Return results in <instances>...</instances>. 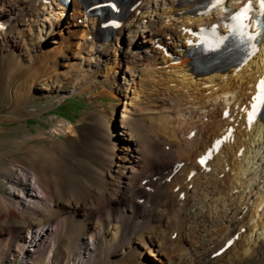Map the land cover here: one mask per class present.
Masks as SVG:
<instances>
[{
  "label": "bare ground",
  "instance_id": "obj_1",
  "mask_svg": "<svg viewBox=\"0 0 264 264\" xmlns=\"http://www.w3.org/2000/svg\"><path fill=\"white\" fill-rule=\"evenodd\" d=\"M206 1L135 0L104 38L78 0H0L1 124L27 119L17 114L35 95L95 103L104 88L119 101L24 136L50 144L3 176L0 264H264V124L248 117L264 34L242 62L197 74L187 55L201 30L226 33L256 0L195 10Z\"/></svg>",
  "mask_w": 264,
  "mask_h": 264
},
{
  "label": "rangeland",
  "instance_id": "obj_2",
  "mask_svg": "<svg viewBox=\"0 0 264 264\" xmlns=\"http://www.w3.org/2000/svg\"><path fill=\"white\" fill-rule=\"evenodd\" d=\"M98 96L95 103L90 102L85 94L74 95L59 103L55 98H41L35 95L32 102L24 105L23 109L17 114L18 116L27 117V119H13L1 124L2 120L8 118L6 116L9 112L10 105L7 99L2 98L0 100V192H3L4 188L8 185V183L4 181L3 176L9 172L15 160L24 158L29 149L38 150L41 146L43 147L50 144L49 141L42 142L33 138L34 140H32L35 143L32 145L30 141H24V136L26 134L30 133L38 136L42 131L50 132L53 129L52 123L57 124L61 120L71 121L77 124L86 116V113L88 114L89 112L100 111L102 109L114 110L111 106L119 102L114 101L111 96L108 95V92H105L104 88L99 89ZM122 102L123 101H120V109L116 110L117 113L122 109ZM100 104L104 107H99ZM38 112L41 113L39 114ZM31 113H36L38 115L28 116ZM56 137L55 144L63 152V155L70 154L73 141L67 140L64 137H59L58 135H56ZM60 164L61 172L63 170L62 161H60ZM194 214V209L191 206L187 207L182 215L183 221L181 219V223L185 225L190 222V220L192 221L194 219V217H192ZM200 219L201 218H199V222H203V220ZM81 231L82 230L77 232V235H80V233H82ZM136 238L137 237L134 236V239ZM66 246L69 248L70 252H77V247L71 246L68 243ZM102 253L104 252L102 251ZM44 258L45 257H42L41 261H43ZM112 262L111 264H118L120 263V259H112Z\"/></svg>",
  "mask_w": 264,
  "mask_h": 264
},
{
  "label": "snow or ice",
  "instance_id": "obj_3",
  "mask_svg": "<svg viewBox=\"0 0 264 264\" xmlns=\"http://www.w3.org/2000/svg\"><path fill=\"white\" fill-rule=\"evenodd\" d=\"M260 3H261V7H264V0H260ZM248 11V8H245L242 13H241V17L245 16L246 13ZM260 88L262 89V94L261 96L259 97L260 99V102L264 103V81L261 82V85H260ZM203 162V161H202Z\"/></svg>",
  "mask_w": 264,
  "mask_h": 264
}]
</instances>
